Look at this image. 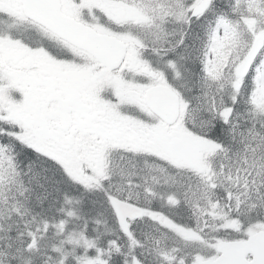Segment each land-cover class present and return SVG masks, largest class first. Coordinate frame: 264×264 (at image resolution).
<instances>
[{
  "label": "snow or ice",
  "instance_id": "obj_1",
  "mask_svg": "<svg viewBox=\"0 0 264 264\" xmlns=\"http://www.w3.org/2000/svg\"><path fill=\"white\" fill-rule=\"evenodd\" d=\"M0 264H264V0H0Z\"/></svg>",
  "mask_w": 264,
  "mask_h": 264
}]
</instances>
